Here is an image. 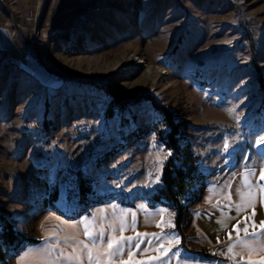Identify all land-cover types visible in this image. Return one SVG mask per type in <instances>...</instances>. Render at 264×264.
<instances>
[{
	"label": "rangeland",
	"instance_id": "374dc122",
	"mask_svg": "<svg viewBox=\"0 0 264 264\" xmlns=\"http://www.w3.org/2000/svg\"><path fill=\"white\" fill-rule=\"evenodd\" d=\"M107 8L97 31L43 48L39 28L28 39L0 0L15 30V48L0 50V215L28 229L45 211L71 220L92 203L154 194L172 150L150 101L136 102L143 96L181 122L206 182L231 181L249 193L247 204L263 207L264 0H117ZM138 59L161 70L154 84ZM78 176L93 192L84 201Z\"/></svg>",
	"mask_w": 264,
	"mask_h": 264
},
{
	"label": "crops",
	"instance_id": "0c3cea01",
	"mask_svg": "<svg viewBox=\"0 0 264 264\" xmlns=\"http://www.w3.org/2000/svg\"><path fill=\"white\" fill-rule=\"evenodd\" d=\"M117 0H5L9 9L18 15V30L29 39L35 28L43 36V43L39 47L45 48L47 43L57 42L60 38L84 33L89 30L97 31L103 23L105 10L109 5H114ZM15 15V16H16ZM14 26L8 17L0 12V50L8 51L15 48L13 38ZM64 34L60 35L59 32ZM44 44V45H43ZM206 179H204L205 181ZM222 183H208L199 193L198 199L192 205L185 204V216L182 222V232L186 237L187 248L191 252H205L218 258L226 259L228 264H264V190L263 207H251L247 204V192L243 199L238 194V187L231 181ZM248 186L244 185L243 189ZM239 206V210L238 207ZM86 207V206H83ZM103 213L102 218H97V213ZM52 213L53 218L48 217ZM133 214L135 217L133 225ZM257 217V218H256ZM61 218L69 223L77 232H63L64 224L58 220ZM84 218L93 219L105 233L104 248L109 235L116 239L120 237H134L131 241V259L129 258V245L125 243L122 255L115 256L109 261L103 260V264H222L217 259L203 258L193 253L183 251L180 247V237L174 227V212L167 207L154 205L148 198H139L131 203L101 202L97 205L90 204L79 213L65 220L56 213L43 212L30 221L31 228L18 229V224H13L16 229L24 233L28 238L36 240L34 244L25 245L20 252L10 261V264H30L29 259H21L29 249H39L46 245L55 246V239H49L54 233L59 234L61 240L64 237L76 236L80 240L88 242L83 235V226L80 221ZM53 223L48 225V223ZM121 222L124 231L120 232ZM116 231L113 232L112 228ZM57 226H59L57 228ZM245 229L249 235L246 236ZM257 235L253 237L251 233ZM239 240L252 243L257 250L249 251L241 247ZM139 242V247L136 244ZM71 244V240H69ZM99 244V242H98ZM233 247L232 252L228 249ZM71 252V248L63 242L60 244ZM233 258L238 262L234 263Z\"/></svg>",
	"mask_w": 264,
	"mask_h": 264
},
{
	"label": "trees",
	"instance_id": "16d2710c",
	"mask_svg": "<svg viewBox=\"0 0 264 264\" xmlns=\"http://www.w3.org/2000/svg\"><path fill=\"white\" fill-rule=\"evenodd\" d=\"M140 100L150 101L154 111L161 117L163 125L167 128L164 140L166 145L172 150V154L162 167L161 187L148 198L151 207L161 205L170 207L174 212L175 231L180 237V247L184 251L203 258L219 260L215 255L201 251L191 252L184 246V234L182 232V222L185 216L184 200L190 188L196 182H203L204 178L198 169V157L185 140L182 124L173 119L166 110L158 106L151 98L143 96L138 98L136 102ZM113 105L124 108L128 104H119L113 101L111 106ZM110 114L112 115V111ZM78 194L81 201H84L87 195L91 194L93 196L90 181L82 176H78ZM99 203L101 202L92 204L97 205ZM34 243H36V240L28 238L24 233L16 230L11 221L0 215V264H10V261L25 245Z\"/></svg>",
	"mask_w": 264,
	"mask_h": 264
},
{
	"label": "snow or ice",
	"instance_id": "6c2138e0",
	"mask_svg": "<svg viewBox=\"0 0 264 264\" xmlns=\"http://www.w3.org/2000/svg\"><path fill=\"white\" fill-rule=\"evenodd\" d=\"M259 143H264V137L261 138ZM260 178L264 180V172L261 173ZM156 183H159V177H157ZM247 182V181H246ZM243 199V194L238 193ZM238 210H239V206ZM134 214H133V225H134ZM80 224L83 226V235L88 238V242L85 240H80L76 236L71 238L64 237L61 240L58 232L54 233L52 237L49 239H55V246L46 245L39 249H29L24 256L21 258L29 259L30 264H103V260L107 258L109 261L115 256L122 255L124 252V245L127 243L129 245V258L131 259V241L135 239L134 237H120V239H116L114 235H109L106 241L107 251L101 252L98 249L103 248L105 244V233L104 230L98 228L95 223V218L89 219L84 218L80 221ZM264 225V222H262ZM59 226H57L58 228ZM124 224L121 222V226L119 231H124ZM109 228H112V225H109ZM112 231L115 232L116 229L112 228ZM246 236L249 235L247 229H245ZM253 237L257 234L255 232L251 233ZM69 240H71V244H69ZM68 245L71 248V252L66 251L65 248L60 247L61 243ZM239 245L249 251L257 250L252 243H249L246 240H239ZM136 247H139V242L136 244ZM233 247L236 245H232L229 247L228 251L232 252ZM260 251H264V248L258 249ZM249 264H253V262H249Z\"/></svg>",
	"mask_w": 264,
	"mask_h": 264
},
{
	"label": "bare ground",
	"instance_id": "6f19581e",
	"mask_svg": "<svg viewBox=\"0 0 264 264\" xmlns=\"http://www.w3.org/2000/svg\"><path fill=\"white\" fill-rule=\"evenodd\" d=\"M142 63L145 64V72H144V77L147 80L148 84H154V76L158 75L161 70L157 66H151L149 64H146L143 62L141 59H138L136 63H134V66H144ZM161 74V73H160ZM165 74V73H164Z\"/></svg>",
	"mask_w": 264,
	"mask_h": 264
},
{
	"label": "built area",
	"instance_id": "2783aa9c",
	"mask_svg": "<svg viewBox=\"0 0 264 264\" xmlns=\"http://www.w3.org/2000/svg\"><path fill=\"white\" fill-rule=\"evenodd\" d=\"M63 33V31H60V34H62ZM143 61V60H142ZM137 61H135L134 63H136ZM144 62V61H143ZM144 63H142V65H143Z\"/></svg>",
	"mask_w": 264,
	"mask_h": 264
}]
</instances>
